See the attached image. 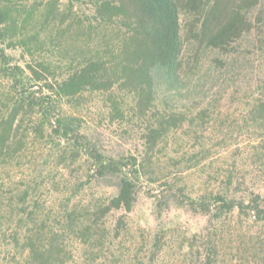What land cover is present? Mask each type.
<instances>
[{"label":"trees","instance_id":"16d2710c","mask_svg":"<svg viewBox=\"0 0 264 264\" xmlns=\"http://www.w3.org/2000/svg\"><path fill=\"white\" fill-rule=\"evenodd\" d=\"M25 1L29 0H0V77L9 83L10 101L0 119V154L7 151L11 156V151L19 152L24 139L30 136L24 134L26 122L35 120L34 138L48 141L53 146V157H85L89 170L85 185L100 190L107 201L94 211L93 221L80 229L83 237L89 239L99 230L98 242L105 246L111 233L118 237L127 232L129 214L142 197L150 198L149 210L158 226L151 234L148 264L163 250L172 229L166 220L172 212L205 220L202 232L193 235L196 239L206 231V256L201 264H217L218 238L233 217L242 223L254 218L264 225V196L252 193L249 199L236 197L230 188L233 176L217 192L199 197H192L185 187L170 181L154 193L143 186L152 152L179 128L184 114L157 111L156 121L149 124L144 134L142 149L134 153L109 149L99 135L89 132L92 130L79 116L67 114L63 107L85 93L104 92L110 94V115L124 118L122 101L115 96L118 90L132 96L134 116L145 117L155 108L159 87L166 85L167 93L179 91L190 78L187 70L199 62L203 51L230 55L242 39L249 41L251 47L256 46L255 38L264 43V38L254 32L255 26L264 23V0H68L64 12L60 11L62 0H33L29 6ZM60 18L63 22L72 19L78 27L75 38L80 34L85 37L79 50L81 63L61 75L48 61L34 58L47 40L53 41L54 36L63 40L72 29L70 25L71 29L57 27V34L41 37V29L48 21ZM28 27L32 29L29 33ZM77 42L74 39L73 46ZM18 48L25 50L31 61L25 65L15 63L12 52ZM262 86L264 90V83ZM204 115L200 113L199 120ZM251 115L255 120H264V98ZM149 180L158 182L156 177ZM26 195L27 190L23 193ZM117 213L119 217L113 225L109 218ZM67 218L72 229L77 214ZM54 237L44 243L46 237L40 234L36 240L26 236L24 264L61 262L63 252ZM262 259L257 264H264Z\"/></svg>","mask_w":264,"mask_h":264},{"label":"rangeland","instance_id":"374dc122","mask_svg":"<svg viewBox=\"0 0 264 264\" xmlns=\"http://www.w3.org/2000/svg\"><path fill=\"white\" fill-rule=\"evenodd\" d=\"M32 2L25 1L28 6ZM67 6L68 0H62L60 11L64 12ZM37 16L39 20V12ZM48 22L41 29L43 38L57 34V27L72 29L63 40L57 36L53 41L47 40L34 58L48 61L57 74H66L81 63L79 50L85 37L80 34L75 38L78 27L72 19ZM31 30L28 27V33ZM254 32L263 39L264 23L255 26ZM74 39L78 42L73 46ZM255 39L254 47L242 39L230 55L203 51L199 62L194 63L197 65L192 64V71L187 70L190 78L179 91L167 93L166 85L159 87L155 108L145 117L134 116L132 96L118 90L115 96L122 101L124 118L110 115V94L104 92L85 93L63 107L67 114L79 116L92 130L89 132L99 135L109 149L134 153L142 149L144 134L149 124L156 121L157 111L184 114L179 128L152 152L143 186L154 193L170 181L185 187L192 197H199L217 192L233 176L230 188L236 197L249 199L252 193L264 196V120H255L251 115L264 98V43ZM12 54L19 65L31 61L22 48ZM8 91V81L0 77V119L10 104ZM203 112L201 121L199 114ZM34 121L26 122L24 134L30 136L26 135L19 152L11 151V156L7 151L0 154V264H24L26 236L36 240L38 234L46 237L44 243L55 235L54 241L63 252L58 264H148L151 234L158 228L149 210L150 198L142 197L129 214L127 232L118 237L111 233L105 246L98 242L99 230L86 239L80 229L93 221L94 211L107 200L100 190L85 185L89 174L85 157H53V146L34 138ZM154 177L158 182L150 183ZM25 190L27 195L23 196ZM72 213L77 214L78 220L70 229L66 221ZM118 217L119 213L113 214L109 220L114 225ZM166 223L172 229L152 264L204 263L206 231L196 239L193 235L202 232L205 220L172 212ZM218 240L217 264H257L264 258V225L254 218L242 223L233 217Z\"/></svg>","mask_w":264,"mask_h":264}]
</instances>
